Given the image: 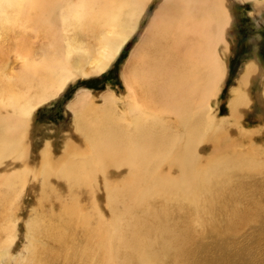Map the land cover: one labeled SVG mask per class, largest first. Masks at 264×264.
Listing matches in <instances>:
<instances>
[{
  "label": "bare ground",
  "instance_id": "1",
  "mask_svg": "<svg viewBox=\"0 0 264 264\" xmlns=\"http://www.w3.org/2000/svg\"><path fill=\"white\" fill-rule=\"evenodd\" d=\"M152 1L0 0V264H7L2 259L15 237L9 212L16 198L8 191L27 182L36 160L24 139L26 121L77 79L105 71L136 33L122 71L126 94L118 102L123 105L115 107L108 96L96 103L83 90L73 110L85 145L56 159L46 144L37 158L45 179L64 183L123 174L116 186L107 187L123 223L119 241H101L93 232L91 255L60 259H53L48 247L30 244L29 255L17 263L232 264L240 260L213 255L210 243H202L206 236L223 229L259 232L247 227L258 226L264 216V64L258 53L245 63L228 93L227 114L220 116L213 100L229 63L218 49L228 52L225 31L235 24L232 10L224 0H158L139 29ZM238 1L252 2L254 18L264 14L259 11L264 0ZM247 111L257 112L251 127ZM165 200L172 206H162ZM64 215L69 230L78 228L76 220L82 228L81 215ZM59 220L38 225L40 234L56 242L72 240L73 231H62ZM36 230L29 226V236ZM257 263L264 264V254Z\"/></svg>",
  "mask_w": 264,
  "mask_h": 264
},
{
  "label": "rangeland",
  "instance_id": "2",
  "mask_svg": "<svg viewBox=\"0 0 264 264\" xmlns=\"http://www.w3.org/2000/svg\"><path fill=\"white\" fill-rule=\"evenodd\" d=\"M224 2L225 5L232 10L231 12L234 15L235 24L232 26L231 30L228 29V31H225L227 41L228 36H230L228 52H220L218 49L221 58L223 59L224 57L223 60L227 64L229 63V73L226 82L223 84L217 99L213 100L214 107H217L220 116L227 114L228 93L231 88H234V86L236 87V81L240 75L239 72L243 70L245 63L258 53L261 62L264 64V14L258 15L257 18L250 16V13L254 10V6L252 2L249 1L241 3L238 0H224ZM159 4L160 1L158 0H153L148 4V15L141 19L139 29L148 24L150 13ZM263 10L264 9L262 8L259 9V11L262 12ZM137 41L138 35L136 33L125 43L118 53L119 56L117 55L118 57H116L115 61H113L105 71L84 79H77L76 81L78 82L75 81L70 84L69 88L63 95H60L57 98L48 101L45 105L40 106L37 109L35 114L36 117L33 118V120L26 121L28 135H26L24 139L31 142L32 158L36 159L34 161V164L36 165H32V174L29 178L25 179L27 181H25L26 183L23 185L18 184L15 188L8 191L11 199L16 198L9 212V217L12 220L15 230V237L10 244L9 252L6 254L7 256H3V263L18 264L17 262L29 255L30 244L48 247L49 255L52 256L53 259H55V257L85 258L91 255V248L94 243H92L89 238L93 235V232L94 234L97 232L99 240L101 241L110 244L119 241L117 238V231L123 228V223L120 218L116 216V206L114 205L110 194L107 192L118 184L117 182L118 180L120 181V177L123 174H119L120 172L118 173L116 171L105 173L104 176L98 174L96 176L97 178H94L93 180L89 179L87 182L81 180L84 178H76L77 181L74 178H65V181L63 178L65 184L62 182V178H60V180L59 178L45 179L38 171L37 158L39 152L42 150L40 147H45L46 144L49 147L50 153H52V155L50 154L51 157L56 159L67 152L68 149L73 147L75 149V146H77L78 143L80 147L85 145V139H83L84 141L81 140L84 138L83 135L76 131V125L74 122L77 114L75 115L76 112L73 110L77 96H79L83 90L86 91V93H91L92 98L96 103H99L100 101L102 102V98L108 96L115 103V107L118 108L123 105L121 102H118V100L126 94L122 81V71L124 64L128 61ZM223 55H227L226 58ZM253 81V84L255 85L253 87L254 91L252 90V92H254L252 93V96L255 97L258 92L259 81L258 78ZM254 112L257 113L256 111ZM254 112H246L245 121L248 123L249 127L256 124V114ZM64 146L65 148L62 149ZM78 146L76 149L79 148ZM67 179H69V181H67ZM122 179L124 178H121V180ZM73 181L77 183H73ZM78 183L82 189L79 188V185H76ZM89 185L92 186L90 193L93 191V194L89 193ZM82 186L84 188L86 186V188L84 189ZM107 187H109L108 190ZM89 197H93L95 202ZM161 205L171 207L172 201H162ZM72 211L78 213L77 216L81 215V221L83 222L82 228H80L78 220H76L78 223L77 229L74 227L72 230H69L66 224L63 223L65 218L64 214ZM186 211L187 208H185L184 212ZM52 216H54V219H52ZM58 218H60L59 222L63 221L62 224H58L62 231H67V229L70 232L73 231L71 235L73 236L72 240L56 242L52 240V238H45L43 233L42 235L40 234L42 231H40L38 225L45 222H53V220L54 222H58L56 221ZM145 221L155 222L151 218H147ZM205 221L208 222L209 220L205 219ZM257 224L258 226L255 224L249 225L247 230L258 228L259 232L244 231L241 233H231L229 231V233L222 228L223 230L221 232L208 234L206 236L207 238L203 240L205 242L202 243L204 245L210 243V252L215 256L220 255L225 258L235 257L240 260L239 263L232 264H258V258L261 254H264V216L262 217V221L260 219ZM31 225L33 227L35 226L39 231L36 230L38 233L35 235V232L33 238L28 234V228ZM63 225L65 227H63ZM84 226L87 229L84 228ZM62 228H64V230ZM91 229L93 230L92 232ZM79 230L83 231L80 235ZM76 233H78L77 236ZM79 236H84L85 238L83 239V237H81V239ZM50 239L52 242L49 241ZM197 256L201 258L198 253ZM13 260H15V262H13ZM222 260L224 262V258ZM108 264L115 263L109 262Z\"/></svg>",
  "mask_w": 264,
  "mask_h": 264
}]
</instances>
